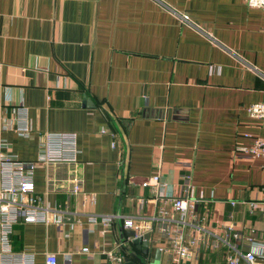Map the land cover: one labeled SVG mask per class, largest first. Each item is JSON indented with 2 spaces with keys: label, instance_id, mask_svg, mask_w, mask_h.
<instances>
[{
  "label": "crops",
  "instance_id": "obj_1",
  "mask_svg": "<svg viewBox=\"0 0 264 264\" xmlns=\"http://www.w3.org/2000/svg\"><path fill=\"white\" fill-rule=\"evenodd\" d=\"M258 101L264 9L245 0H0V137L25 162L45 135H73L76 151L34 167L49 220L15 223L12 250L174 264L173 241L197 239L190 264H229L221 239L264 241V128L246 110ZM176 197L192 207L175 211ZM125 220L150 233L146 254Z\"/></svg>",
  "mask_w": 264,
  "mask_h": 264
},
{
  "label": "built area",
  "instance_id": "obj_2",
  "mask_svg": "<svg viewBox=\"0 0 264 264\" xmlns=\"http://www.w3.org/2000/svg\"><path fill=\"white\" fill-rule=\"evenodd\" d=\"M248 7L264 9V0H245ZM247 113L260 121L264 128V101H258L246 107ZM19 133H28L22 129H16ZM66 152H68L66 154ZM252 152L256 155H264V139H256L253 142ZM76 151L74 150L73 135H45V142L42 145L41 154L37 161L25 162L19 160L10 152L8 143L0 137V264H33L31 254L18 253L12 250L10 237L13 225L19 221L24 222H47L46 210L40 207V197L34 192L33 188V169L38 164L44 163H70L75 162ZM159 176L153 175L151 180L158 182ZM150 180L142 183L143 186L150 185ZM80 183L74 181L72 191L79 192ZM192 205L189 199L176 197L173 199V208L182 214L186 213ZM95 220V219H94ZM102 225H109L112 221L110 217L98 219ZM124 227L132 229L136 237H142L143 229L133 223L132 220H125ZM235 241H242L240 234L233 233ZM249 241V250L242 252L236 243L230 242V239H221L223 244L228 247V263L237 264L239 259H243L248 264H255L258 260H264V241L256 242L246 237ZM245 241V240H244ZM217 242V241H216ZM214 243V246L217 243ZM197 239L189 241H173L169 252L174 264H190L193 256V246ZM160 250H164L163 248ZM112 259L115 257L119 264L121 257L109 254ZM30 259V260H29ZM45 264H56L54 253L45 255Z\"/></svg>",
  "mask_w": 264,
  "mask_h": 264
},
{
  "label": "water",
  "instance_id": "obj_3",
  "mask_svg": "<svg viewBox=\"0 0 264 264\" xmlns=\"http://www.w3.org/2000/svg\"><path fill=\"white\" fill-rule=\"evenodd\" d=\"M127 234L128 237L132 238L131 241L132 244L139 249L143 248V253L146 254L149 246L150 233H145L142 237H136L133 230H128ZM124 264H136V263L130 261V259L126 257Z\"/></svg>",
  "mask_w": 264,
  "mask_h": 264
}]
</instances>
